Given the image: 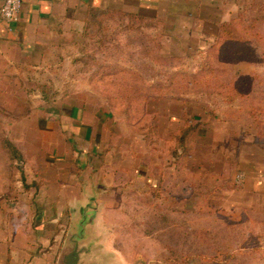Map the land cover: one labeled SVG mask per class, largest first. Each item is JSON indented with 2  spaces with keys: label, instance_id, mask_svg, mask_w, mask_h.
<instances>
[{
  "label": "crops",
  "instance_id": "0c3cea01",
  "mask_svg": "<svg viewBox=\"0 0 264 264\" xmlns=\"http://www.w3.org/2000/svg\"><path fill=\"white\" fill-rule=\"evenodd\" d=\"M4 1L0 0V116H4L6 138L36 173H17L15 159L10 160L0 143V264H61L68 235L62 230L64 211L83 209L73 196L82 194L86 205L87 195L102 193L96 179L108 169L106 165L119 170L123 178L128 175L133 163L128 152L133 149L143 192L157 190L158 194L161 184H166L172 201L180 189H192V179L231 178L240 169L249 176V189L264 192V143L255 135L241 140L238 133L242 112L252 114V92L225 104L231 109V116L226 117L225 112L205 109L193 113L179 101L158 104L153 109L159 112V138L149 146L142 135L124 133L122 117L97 101L104 97L91 85L90 73L85 77L75 71L77 45L92 15L119 12L150 21L159 30L153 27L149 33L162 35L165 56L177 60L178 67L201 69L222 24L244 14L263 19L259 30L264 34V0H24L19 21L13 25L1 18ZM33 71L40 82L58 84L54 108H43L40 113L52 117L49 121L40 117L34 123L39 132L35 139L29 132L33 127L31 94L25 86L32 81ZM194 92L169 98L202 97ZM17 97L23 99L22 106H17ZM244 104L247 110L241 107ZM187 118L202 125L191 139V153L175 157L168 151L167 140ZM19 131L22 138L17 137ZM133 141L136 148H130ZM243 145L251 150L242 152ZM262 151L260 156L257 152ZM85 174L90 185L80 181ZM17 177L21 179L18 186ZM17 192L21 194L18 199ZM72 225L71 219L69 228Z\"/></svg>",
  "mask_w": 264,
  "mask_h": 264
},
{
  "label": "rangeland",
  "instance_id": "374dc122",
  "mask_svg": "<svg viewBox=\"0 0 264 264\" xmlns=\"http://www.w3.org/2000/svg\"><path fill=\"white\" fill-rule=\"evenodd\" d=\"M109 19L111 18H103L101 14L92 15L88 19L86 32L77 45L79 55L75 57V71L81 75L87 77L90 73L92 79L95 78V73L99 72L98 75L102 76L103 73L124 68L141 74L144 78L143 87L149 90L156 86L157 80L162 82L159 85L165 86L169 85L165 81H169L175 74H195L201 70L193 65L176 66L177 60L165 56L162 51V35L149 33L152 29L145 30L143 37L132 32L119 36L117 34L115 41L117 44L122 42V46L118 48H111L109 42L105 43V46L100 45L99 42L105 40L108 27L115 30L119 26V18L114 20L117 24ZM155 27L159 30L158 26ZM157 45L160 46L159 50L155 47ZM255 47L257 55L261 57L262 46L255 43ZM156 57H162L158 64L153 60ZM228 65V78L258 76L252 84L253 98L250 100L252 114L248 116L246 111L239 114L241 125L238 133L241 140L252 139L255 135L257 141L264 143V62L230 60ZM100 76L98 78L102 80L103 77ZM31 78L32 81L25 84L31 98L29 101L26 97L24 101L26 108L28 101L30 102L33 127L29 132L35 139L38 138L39 132L34 123L42 118L49 121L52 117L40 113L43 108L47 110L54 108L57 101L54 90L58 88V84L40 82L41 77L34 71ZM102 84L100 81L98 86ZM20 85L22 88V83ZM16 87L19 92L18 82ZM194 91V95L200 94L202 97L196 95L197 97L193 99L174 97L154 99L145 105V108L157 113L159 118V112L155 111L154 107L157 110L160 103L162 106L179 101L181 106L187 107V110L190 108L193 113L205 109L213 113L218 111L222 115L225 112L224 117L231 116V109H227L225 105L227 102L219 97H211L213 95L208 92ZM182 93L176 91L173 95ZM103 97V100L97 101L105 102L113 114L122 117L125 122V124L121 122L124 133L129 130L131 134L139 136L135 132V125L127 120L125 110L122 111V107L120 110L114 100L104 95ZM22 102L23 99L17 97V106H22ZM241 107L248 109L245 104ZM3 117L0 116V138H6ZM146 126L145 121L144 130ZM17 137H23L20 131L17 132ZM235 139L232 140L236 142ZM131 144L134 147L130 148H136L135 141ZM123 148L129 151L127 147ZM240 150L250 151L251 148L243 145ZM133 151L135 150L128 152V159L133 161L132 164L129 163L128 175H124L123 178L119 170H113L106 165L108 169H104V173L102 172L103 174L96 179L97 187L102 193L87 195L88 206L95 208L97 221L96 226L88 232L91 238H95V243L89 244L88 247L91 258H87L89 264H264V192H253L249 189V176L244 170L234 172L231 178L223 179L220 176L208 181L204 178L200 181L192 179V189L188 191L185 188V192L180 189L179 194L171 201L173 195L169 194L171 192L166 184H161L158 194L157 190L143 192L138 177L140 172L135 168ZM4 152L7 154L5 150ZM167 152L165 150L164 153ZM257 153L263 155V151ZM15 161L14 169L17 173L24 170L31 175L36 173L32 164L24 160L20 152L16 155ZM12 166L10 164V171ZM238 173L245 174V182L242 185L236 182ZM102 176H105V179H102ZM19 181H21L19 177L14 180L17 186ZM80 181L83 185L84 182L89 185L91 183L86 174L81 175ZM33 182L32 185L36 184V181ZM19 194L17 192V199L21 197ZM73 197L78 199V202H74L76 204L84 205L86 202L82 194ZM76 212L72 209L64 211L65 224L62 230L65 234L69 232L70 220H73Z\"/></svg>",
  "mask_w": 264,
  "mask_h": 264
},
{
  "label": "trees",
  "instance_id": "16d2710c",
  "mask_svg": "<svg viewBox=\"0 0 264 264\" xmlns=\"http://www.w3.org/2000/svg\"><path fill=\"white\" fill-rule=\"evenodd\" d=\"M101 15L103 18H111L109 20L115 24L117 23L114 20L119 18V26L115 30L108 27L104 36L105 40L99 42L102 46L109 42L111 48L122 46V42L117 44L115 41L117 34L119 36L123 33L132 32L143 37L145 30L156 26L150 21L119 12L101 13ZM262 23L263 19L249 18L240 14L231 22L222 24L219 36L209 49L207 60L201 70L197 74H175L169 81H165L169 85H159L162 82L157 80L155 87L149 90L145 89L142 75L124 68L103 73L102 76L98 75L99 72L95 73V78L91 79V84L106 98L114 100L116 105H119L120 110H122L121 107L123 108L122 111L125 110L127 120L135 125V132L144 137L147 145L152 146L159 138V133L156 125L157 113H152L145 108V105L151 100L169 98L176 91L185 93L194 90L208 92L210 95L220 97L227 103L249 97L252 92V84L258 79V76L228 78L229 65L227 61L243 59L264 62V34L259 30ZM255 43L263 48L261 57L257 55ZM155 47L157 50L160 49L159 45ZM104 50L106 49L104 48ZM161 58L156 57L153 60L158 64ZM99 76L103 77L102 80L98 78ZM100 81L103 84L98 86ZM145 121L147 128L144 130ZM201 125L192 124L189 120L184 121L167 140L168 151L175 157L189 155L191 153V139ZM0 143L7 154L15 159L19 152L14 145L5 137L0 138Z\"/></svg>",
  "mask_w": 264,
  "mask_h": 264
},
{
  "label": "water",
  "instance_id": "95a60500",
  "mask_svg": "<svg viewBox=\"0 0 264 264\" xmlns=\"http://www.w3.org/2000/svg\"><path fill=\"white\" fill-rule=\"evenodd\" d=\"M95 208L83 205L82 211L74 214L71 226L61 255V264H89V244L95 243V238L89 236V231L96 226ZM91 259V258H89Z\"/></svg>",
  "mask_w": 264,
  "mask_h": 264
},
{
  "label": "built area",
  "instance_id": "2783aa9c",
  "mask_svg": "<svg viewBox=\"0 0 264 264\" xmlns=\"http://www.w3.org/2000/svg\"><path fill=\"white\" fill-rule=\"evenodd\" d=\"M24 0H5L1 9V18L8 24L13 25L19 21V16L23 8ZM238 185L245 182V174L238 173L236 176Z\"/></svg>",
  "mask_w": 264,
  "mask_h": 264
}]
</instances>
